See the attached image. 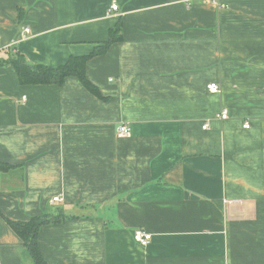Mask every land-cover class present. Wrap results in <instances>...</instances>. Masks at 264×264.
Segmentation results:
<instances>
[{"label": "crops", "instance_id": "0c3cea01", "mask_svg": "<svg viewBox=\"0 0 264 264\" xmlns=\"http://www.w3.org/2000/svg\"><path fill=\"white\" fill-rule=\"evenodd\" d=\"M219 2L0 0V58L54 68L122 35L88 61L104 98L0 64V264H34L6 218L59 211L50 264H264V0Z\"/></svg>", "mask_w": 264, "mask_h": 264}, {"label": "trees", "instance_id": "16d2710c", "mask_svg": "<svg viewBox=\"0 0 264 264\" xmlns=\"http://www.w3.org/2000/svg\"><path fill=\"white\" fill-rule=\"evenodd\" d=\"M120 26L121 23H118V25L111 28L109 39L96 46L91 54L82 56L72 55L68 58V62L61 66L52 68L43 64H31L19 51L8 58H0V64L13 65L22 84H62L69 76H76L85 88L97 97L104 98L100 89L88 78L86 69L90 58L104 54L113 42L122 38ZM12 168L13 166L0 161V171H9ZM67 217L69 215L63 211H59L58 213L31 216L26 221H15L8 218L6 220L12 230L22 238L23 246L26 248L31 262L34 264H50L49 261L45 260L41 247H39V231L45 224L58 223Z\"/></svg>", "mask_w": 264, "mask_h": 264}, {"label": "built area", "instance_id": "2783aa9c", "mask_svg": "<svg viewBox=\"0 0 264 264\" xmlns=\"http://www.w3.org/2000/svg\"><path fill=\"white\" fill-rule=\"evenodd\" d=\"M210 2H212L214 5L219 6L221 8H223L225 6V4L219 2V0H210ZM119 9V5L117 2H113L110 4L109 6V10H108V14L109 13H116ZM30 28L25 27L24 31H23V38L27 37L28 35H30ZM208 90L212 93V92H219L220 91V85L217 84L216 82H212L208 85ZM230 115V112H228V109L223 108L221 111H219V113L217 114V116L221 119H228ZM206 126V125H205ZM244 127L248 128L250 127V124L248 121H246L243 124ZM116 135L119 138H128V136L132 135V130H131V126L130 124L127 122H123L121 124H119L116 127ZM59 200H62L61 196H56L52 199V202H58ZM133 239L137 244H140L143 247H146L147 245H149L151 239H152V233L147 231V230H143L141 228H135L133 231Z\"/></svg>", "mask_w": 264, "mask_h": 264}]
</instances>
